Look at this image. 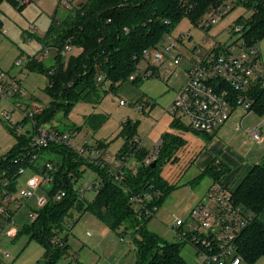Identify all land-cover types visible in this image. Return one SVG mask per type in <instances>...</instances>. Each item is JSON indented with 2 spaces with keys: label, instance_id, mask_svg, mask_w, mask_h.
<instances>
[{
  "label": "trees",
  "instance_id": "1",
  "mask_svg": "<svg viewBox=\"0 0 264 264\" xmlns=\"http://www.w3.org/2000/svg\"><path fill=\"white\" fill-rule=\"evenodd\" d=\"M6 1L14 7L23 9L17 0ZM218 0H87L68 18L49 28L48 35L56 31L58 53L66 42H70L79 54L67 58L59 55L53 67L47 68L36 57L30 60L31 71H40L47 75V94L51 101L47 108L35 116L39 124H46L55 119L61 108L66 114L78 102H92L98 99V76L110 82L115 89L118 84L129 81L137 70L143 52L156 47L166 34L172 33L178 23L187 18L196 23ZM239 5L250 11L248 18L240 17L237 23L243 25V38L247 45L260 43L264 39V0H243ZM4 22L0 18V34ZM257 110L264 115V91L257 95ZM107 120L104 114H90L85 125L93 130L100 129ZM28 121L25 120L24 123ZM11 133L15 129L7 126ZM125 144L117 153L118 157L129 154L140 164L137 175L128 174L120 183L114 180L107 168L87 163L73 150L65 146H50L43 151L56 167L52 189L65 190L67 196L60 202H51L37 213L36 219L24 226L19 235L26 233L31 240L43 244L45 259L36 264H59L70 256L69 220L76 222L85 213H91L102 221L110 230L120 232L121 237L130 234L136 250L135 264H185L181 257L183 244L169 243L148 229V223L154 218L141 214L132 201L133 197H144L150 194L147 209L153 206L158 211L165 204L168 196L177 186L164 180L157 168L161 159L173 152V143L163 138L159 154L154 162H145L150 154L143 145L134 143L135 127L129 122L125 125ZM81 127L73 128L78 131ZM31 137L21 136L15 147L7 154L0 155V179L11 183V190L17 187L19 170L27 166V160L21 153L29 145ZM101 149L106 143L97 142ZM155 163V165H153ZM218 165L214 163L199 177L220 176ZM37 169V168H36ZM87 169H92L99 177L101 188L96 199L89 202L81 197L76 184L82 179ZM161 191L157 195L156 191ZM238 204L256 214L255 220L246 228L237 240L238 250L243 261L255 264L264 257V224L259 217L264 212V164H256L234 192ZM76 213L78 216H74ZM75 259V258H74ZM72 258V260H74Z\"/></svg>",
  "mask_w": 264,
  "mask_h": 264
},
{
  "label": "rangeland",
  "instance_id": "2",
  "mask_svg": "<svg viewBox=\"0 0 264 264\" xmlns=\"http://www.w3.org/2000/svg\"><path fill=\"white\" fill-rule=\"evenodd\" d=\"M86 3L87 0H38L37 3L25 5L23 9L14 7L6 1L1 4L0 18L4 22V28L0 34V70L5 72L7 76L20 78L23 94L19 101L27 113L35 110L41 111L47 108L51 101L46 92L47 75L40 71H31L30 60L36 57L45 67L51 68L56 63L57 55L68 60L71 56L79 54L80 51L77 49L68 53L66 57L58 53L56 31L59 30V24ZM250 14V11L243 6H237L228 15L219 18L208 35L216 37L218 41L223 43L233 42L237 36L232 34L231 26L240 17L248 18ZM52 25H55L57 29L48 35ZM187 32H191L194 39L190 44L187 43L188 46L200 42L205 36L187 18L182 19L172 33L177 36ZM179 50L185 54L183 46ZM18 61H21L19 66L16 65ZM150 65H156L155 61L142 60L140 63V67L144 70ZM189 66L188 58H184L177 67L168 63L161 66L157 65V68H160V75L156 73L149 77H143L142 80L136 82L125 81L118 84L115 89L110 87L108 81L98 82V99L96 101L75 103L67 114L66 109L62 107L55 119L46 125L47 127L55 126L66 132L81 127L76 132L74 147H77L81 142L89 145L104 142L107 144V154L115 157L125 144V125L129 122L135 127V136L142 140L143 146L147 150L153 151L162 141L171 121L174 120L173 115L169 113V107L176 96V92L186 82L185 71ZM167 70L174 71L168 81L164 79ZM145 99L149 103L141 111L136 104L142 103ZM121 101L126 102L127 105L121 106ZM14 105H16L14 100L9 102L0 100V114L9 113L12 115L11 121L7 123L0 116V155L9 153L16 146L19 137H29L32 131V124L28 121L21 123L15 132L11 133L7 126H15L23 119L22 113L16 110ZM90 114L107 116L106 122L97 131H93L85 125V119ZM203 143L204 141L200 139L190 140L184 146L175 145V148H178L176 152L171 153L169 157H163L158 165L157 173L177 188L172 191L163 207L148 223V229L169 243H179L176 231L173 229L175 220L188 218L191 209L194 208L195 198L200 193L203 194L204 189L211 184L209 177H206L198 186L189 184V181L198 175V170L192 165L191 160L200 151ZM175 156L180 159L175 161ZM51 157L47 155V158ZM29 175L30 172L26 173L22 177V181ZM96 181H99L98 175L92 169H87L82 179L77 183V187L87 186ZM84 196L87 201L93 202L96 199L97 191H87ZM74 216L78 215L74 213ZM76 219L68 221L70 230L67 233L71 247L70 256L62 259L59 264L74 263L76 257L80 256L79 243L86 244V248L89 247L94 250L102 247L108 255L117 246L124 247L126 252L123 259L125 262L122 264H135L136 250L130 234L123 238L119 234L121 231L119 233L110 231L112 233L108 237V233L103 236V229L97 230L96 228L100 220L91 213H85L75 223ZM26 222L27 216L22 214L17 219V223L8 228L0 238V248H4L10 253L11 264H36L45 259L43 244L31 240L26 233L19 235L23 224ZM84 256L85 253L81 256L82 260ZM181 257L185 264L197 262L195 250L189 245L183 246ZM72 258L75 259L72 260ZM104 262L111 263V260ZM243 264L251 263L244 261ZM255 264H264V257Z\"/></svg>",
  "mask_w": 264,
  "mask_h": 264
},
{
  "label": "built area",
  "instance_id": "3",
  "mask_svg": "<svg viewBox=\"0 0 264 264\" xmlns=\"http://www.w3.org/2000/svg\"><path fill=\"white\" fill-rule=\"evenodd\" d=\"M17 1L20 6L38 2ZM241 1L243 0H218L212 5L209 11L193 24L205 36L192 46L187 45L194 41L191 32L177 36L173 33L166 34L156 47L145 50L142 55L141 61L154 60L156 65H150L144 70L140 67V62L137 70L128 79L136 82L156 73L160 75L157 65L168 63L177 67L184 58H188L190 66L187 69V80L176 93L169 113L179 120L186 121L196 132L209 134L217 130L230 119L234 106H244L247 110H252L258 93L264 91V66L259 43L247 45L242 34L243 25L236 21L231 26L232 34L237 36L233 42L223 43L208 35L218 19L241 6ZM181 46L185 48V54L180 52ZM73 50V45L68 41L60 54L66 57ZM20 64L21 61L16 63L17 66ZM173 72L167 70L164 79L168 81ZM97 80L102 82L104 76L99 75ZM22 94L20 78L7 76L0 70V100H14L15 109L23 115L22 121L12 127L16 129L25 120L32 124L31 140L21 153L22 158L27 160V166L19 170L20 177L16 189L11 190V183L0 179V238L8 228L17 223L22 214L27 216L23 228L31 224L37 213L51 202H60L66 198L65 190L58 189L53 194L49 193L55 179L56 167L44 158L42 152L50 146H65L73 150L87 163L107 168L114 180L120 183L128 174L137 175L140 166L129 154L122 157L116 154L113 157L97 144L81 142L74 147L77 131L66 132L55 126L47 127L46 124L37 123L35 116L41 111L27 113L19 101ZM148 103L145 99L136 106L143 111ZM120 105L126 106L127 103L121 101ZM0 116L6 123L12 119L9 113ZM250 133L254 140H262L261 129L255 128ZM134 143L137 146L143 145L142 140L138 138H135ZM158 154L159 146L150 152L145 163L149 165ZM219 163L216 161V164ZM28 172L30 175L22 181V177ZM75 187L83 197L87 191H98L101 183L96 181L83 187H77L76 184ZM155 193L160 195L161 191ZM151 199V195L147 194L144 197H133L132 201L141 209V214L155 217L158 208L153 206L152 210L147 209V202ZM255 218L254 212L238 204L233 191L227 185H216L191 210L188 218L175 220L173 229L176 231L178 242L194 248L197 258L195 264H243L237 240ZM10 259V253L0 248V264H11Z\"/></svg>",
  "mask_w": 264,
  "mask_h": 264
},
{
  "label": "crops",
  "instance_id": "4",
  "mask_svg": "<svg viewBox=\"0 0 264 264\" xmlns=\"http://www.w3.org/2000/svg\"><path fill=\"white\" fill-rule=\"evenodd\" d=\"M259 48L264 66V39L259 43ZM185 72L187 76V70ZM259 106L257 102L252 110H247L244 106H234L230 119L217 130L209 134L196 132L187 125L186 121L179 120L177 117L173 116L174 120L171 121V125L167 128L168 131L163 135V138H167L168 143H173V154L176 152V149H178L175 148V145L184 146L188 144L190 140L201 139L204 141L200 151L191 160L192 165L198 170V175L193 180L189 181V184L191 186H198L206 177L211 179V184L204 189L203 194L200 193L198 197L195 198L193 207H195L211 188L216 185H227L234 193L250 173L254 165L264 164V115L257 110ZM255 128L261 129L262 140L259 142L254 140L250 133V131ZM163 138L158 146L163 144ZM104 151L107 153V149ZM147 151L152 152L150 150ZM179 159L178 156H175V161ZM216 161L220 162L218 165V171H220L218 179L209 175L199 179L200 175L216 163ZM259 219L264 224V212L260 215ZM104 225L105 224L100 221L97 223L96 228L97 230L103 229V236L104 234L106 236V233H108V237L110 233H112L110 232L112 230L106 225L104 228ZM79 244L81 245H78L80 248V256H77L75 259L77 263L74 261V263L72 262L70 264H122L125 262L123 259L126 252L124 247L117 246V248L112 249L110 256L102 247L98 250H94L89 247L86 248V244ZM84 253L83 262L81 256ZM108 260H111V263L104 262Z\"/></svg>",
  "mask_w": 264,
  "mask_h": 264
},
{
  "label": "water",
  "instance_id": "5",
  "mask_svg": "<svg viewBox=\"0 0 264 264\" xmlns=\"http://www.w3.org/2000/svg\"><path fill=\"white\" fill-rule=\"evenodd\" d=\"M153 165H155V163Z\"/></svg>",
  "mask_w": 264,
  "mask_h": 264
}]
</instances>
